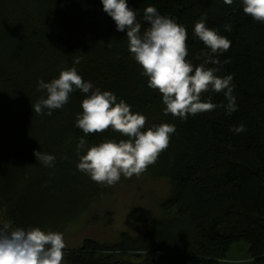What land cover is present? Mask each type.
Masks as SVG:
<instances>
[{
  "label": "trees",
  "instance_id": "1",
  "mask_svg": "<svg viewBox=\"0 0 264 264\" xmlns=\"http://www.w3.org/2000/svg\"><path fill=\"white\" fill-rule=\"evenodd\" d=\"M126 2L142 32L149 27L143 20L149 5L184 25L186 59L194 67L209 51L193 32L206 15V26L231 42L217 56L219 64L206 67L218 68V77L233 75L237 110L226 115L223 92L209 90L202 100L211 97L214 110L186 120L164 115L162 95L149 87L126 33L117 31L101 0H0V224L63 234L109 190L77 169V143L81 137L88 145L127 137L111 128L85 136L76 126L86 96L79 90L50 116L32 109L45 95L38 81L75 66L94 88L111 91L144 115L146 128L170 123L176 130L141 174L167 186L155 210L136 204L128 212L141 230L109 241L84 237L65 247L66 264H264V23L245 15L241 0ZM240 124L246 131H230ZM36 152L53 155L54 167L43 165ZM48 196L59 202L56 212L42 204ZM240 245H247V260L231 263L230 252Z\"/></svg>",
  "mask_w": 264,
  "mask_h": 264
},
{
  "label": "clouds",
  "instance_id": "2",
  "mask_svg": "<svg viewBox=\"0 0 264 264\" xmlns=\"http://www.w3.org/2000/svg\"><path fill=\"white\" fill-rule=\"evenodd\" d=\"M101 3L104 12L114 20L117 31L126 33L128 49L148 77L149 87L162 95V102L166 105L164 115L186 120L189 115L214 110L217 105L211 102V97L202 100V94L209 90L223 92L227 100L226 115L237 110L233 75L218 77L215 75L218 68L206 67L208 64L218 65L217 56L231 47L225 36L206 26V15L202 14L195 22L193 32L209 51L200 53L197 59L203 57L202 62L194 67L186 59V28L175 18L161 15L156 7L149 5L143 11V20L149 27L142 32L136 11L126 0H101ZM224 3L231 5L233 0H224ZM241 3L245 15L264 23V0H241ZM225 30L231 31L230 26L226 25ZM79 63L77 58L74 65ZM75 90L86 94L81 101L82 113L76 117V126L85 136L111 128L127 137L118 142L106 139L92 145H88L84 137L79 139L77 169L94 182L113 186L121 176H140L168 147L175 125L161 123L146 128L144 115L134 113L122 99L117 102L111 91L94 88L91 81L81 77L75 66L62 69L58 77L49 82L38 81L37 91L45 95L32 104L33 112L50 116L53 110L61 109L69 102L70 94ZM230 131L239 134L246 131V127L240 124L232 126ZM35 156L46 167H54L53 155L36 152ZM65 247L60 232L0 224V264H62Z\"/></svg>",
  "mask_w": 264,
  "mask_h": 264
},
{
  "label": "rangeland",
  "instance_id": "3",
  "mask_svg": "<svg viewBox=\"0 0 264 264\" xmlns=\"http://www.w3.org/2000/svg\"><path fill=\"white\" fill-rule=\"evenodd\" d=\"M166 187L163 180H147V177L142 175H134L113 186H107L109 190L104 198L90 208L75 228H69L63 233L66 247L76 245L84 237L109 241L116 239L120 233L134 235L141 228L128 219V212L136 204L155 210L160 198L166 193ZM49 191L58 198L56 189ZM41 202L52 212H56V207L59 206V202L51 196L42 199ZM1 212L0 208V216ZM246 249L247 245L234 246L230 252L232 258L230 262L246 261L248 257ZM62 264H66L65 260Z\"/></svg>",
  "mask_w": 264,
  "mask_h": 264
}]
</instances>
